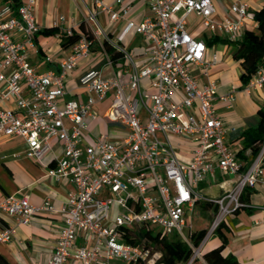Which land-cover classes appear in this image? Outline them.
Wrapping results in <instances>:
<instances>
[{"label": "built area", "instance_id": "built-area-1", "mask_svg": "<svg viewBox=\"0 0 264 264\" xmlns=\"http://www.w3.org/2000/svg\"><path fill=\"white\" fill-rule=\"evenodd\" d=\"M150 14L140 21L130 17L133 0H91L84 17V31L67 47L68 55L57 71H38L30 61L35 37L41 30L34 16L35 0L17 6H0V136L20 137L25 155L42 163L57 139L61 156L44 165V175L71 185L65 202L55 205L46 197L38 205L27 196L9 194L0 199V218L14 216L28 224L42 212L58 214L60 227L48 264H162L160 252L143 243L133 244L125 229H156L177 235L191 247L186 264L202 258L201 245L194 246L185 231L189 213L204 199L218 205L211 230L234 210L247 206L240 201L244 188L264 189V143L244 170L226 141L229 128L217 112L216 103L231 107L236 89L218 93L214 80L199 83L192 66L217 63L212 55L205 62L204 40L187 31L190 14L201 18L205 28L236 41L245 30L248 0H231L229 17L215 20L213 0H144ZM182 10L179 16L176 13ZM123 22L113 38L100 20ZM55 22V36L73 35V27ZM134 32L151 41L139 66L122 41ZM108 41L120 53L118 71L109 75L88 70L79 78L85 99H63L65 80L79 60L88 59L98 46L110 67L113 61L103 48ZM51 61L50 56L45 57ZM148 80L145 84L144 80ZM246 92L264 91V64L247 82ZM111 95L103 112L97 106ZM101 119L125 130L120 140L106 132H93L89 124ZM237 176L222 195L210 198L198 183L216 171ZM264 214V204L262 206ZM255 222H258L256 219ZM13 226L0 229V242H9Z\"/></svg>", "mask_w": 264, "mask_h": 264}, {"label": "crops", "instance_id": "crops-1", "mask_svg": "<svg viewBox=\"0 0 264 264\" xmlns=\"http://www.w3.org/2000/svg\"><path fill=\"white\" fill-rule=\"evenodd\" d=\"M23 1L0 0V6L4 3L20 4ZM213 2L216 11L212 17L215 20L230 16L231 0H213ZM132 4L130 17L135 21H140L150 14L144 0H133ZM263 5L264 0H248V17L245 21V29L257 30V23L252 18L251 12ZM88 6L92 7L91 0H35L34 16L42 29L53 27L58 17L62 15L65 17L62 27H73L74 33L79 34L82 31L80 24L83 23ZM181 13L182 10L177 12L176 16ZM100 20L113 38L116 37L123 25L121 21L112 23L104 13H101ZM187 31L193 37L202 39L206 43L205 62H210L213 54L217 56V63L214 65L192 66L194 78L201 84L209 79L214 80L218 85V93H224L231 87L236 89V101L231 107L220 102L216 103L217 112L229 128L226 141L236 154L242 147V131L255 126L259 120L258 110L264 107V91L253 90L248 93L243 89L239 79L241 68L232 57V47L221 40L226 39L225 35L214 33L205 28L201 18L194 14L187 17ZM61 40L55 34H36L35 49L30 51V61L38 71L58 70L59 63L69 53L68 48L62 46ZM122 44L133 54L139 66L146 63L144 53L151 45L149 39L140 34L129 32L125 35ZM46 56H50L51 61H46ZM120 65L121 59L117 58L110 67L100 48L94 47L92 55L88 59L79 60L66 77V92L63 99L79 101L85 99L84 88L80 84L79 78L88 70L98 69L107 76L110 74L111 68L118 71ZM144 82L148 84L147 79ZM102 121L100 119L91 122L90 130L106 132L113 140H120L125 135V130L116 125L105 129ZM25 148L26 143L20 137L0 136V199L14 194L18 197L27 196L29 202L34 205L42 203L46 197H50L55 205L65 202L72 188L71 185L64 180L55 182L51 177L44 175V165H52L61 156L60 142L55 138L50 140V149L44 155L42 163L27 157ZM246 155L248 163L247 160L236 156L241 164V170L246 169L253 160L248 151H246ZM230 175L231 177L217 170L214 179L205 178L198 183L197 189L201 192L207 180L210 179L222 195L224 191L232 187V183L237 178L234 174ZM248 189L251 190V194L248 197L246 208H240L224 219L229 230H226L228 243L223 254H232L238 264H264V214L262 210L264 189L262 186ZM256 219L258 222H255ZM8 225L14 227V235L9 242H0L2 256L11 264H48L60 227L58 214L42 212L34 215L28 224H19L14 216L3 215L0 218V229ZM210 237L202 243V253L220 243L215 235H210Z\"/></svg>", "mask_w": 264, "mask_h": 264}, {"label": "trees", "instance_id": "trees-1", "mask_svg": "<svg viewBox=\"0 0 264 264\" xmlns=\"http://www.w3.org/2000/svg\"><path fill=\"white\" fill-rule=\"evenodd\" d=\"M14 4V6H17ZM252 18L257 23V30L245 29L240 39L230 41L228 39H221L232 47V57L236 60L241 68L239 79L241 84H245L251 74L256 68L264 64V5L251 12ZM82 31L85 30L84 24L81 23ZM59 29L55 26L42 28L38 33L45 35L55 34ZM79 34L73 33L69 37H62V46L69 47L77 38ZM103 48L110 56V59L115 62L120 57V53L112 47L108 41L103 42ZM259 120L256 125L245 129L241 133L242 147L236 152V156L247 160L246 151L249 152L251 158L254 159L261 150L264 143V107L258 110ZM249 160H247V163ZM247 166V165H246ZM244 168V167H243ZM251 190L244 188L240 194V201L248 205V197ZM199 201H197L198 203ZM205 209L212 208L213 212H217L218 205L209 201L203 202ZM241 208H246L243 206ZM240 209V208H238ZM238 209L233 212H237ZM226 230L229 227L225 221L216 227L214 235L219 239L220 243L202 253V258L206 264H238L236 258L228 253L223 254V250L228 243ZM124 238L133 244L143 243L146 246H151L153 250L160 252L159 262L162 264H185L190 258L192 250L177 235L166 236L162 235L156 229H125L123 230ZM206 235V229H198L190 234V240L194 246H198ZM0 264H11L4 256L0 254Z\"/></svg>", "mask_w": 264, "mask_h": 264}, {"label": "rangeland", "instance_id": "rangeland-1", "mask_svg": "<svg viewBox=\"0 0 264 264\" xmlns=\"http://www.w3.org/2000/svg\"><path fill=\"white\" fill-rule=\"evenodd\" d=\"M108 97L101 102L98 106L97 109L99 110V113L103 112L104 109L109 105L110 101H111V95L110 93H108L107 95ZM100 120V119H98ZM102 125L105 129H109L112 128V126H115L114 123H103L102 121ZM106 126V127H105ZM231 177V175H229ZM209 178V177H207ZM214 182H212L210 179L207 180V183H205V185L203 186L201 193L202 195L206 196V197H214V196H218L220 195V190L218 189V187L216 185L213 184ZM235 184L232 183V186ZM206 201L204 199L199 200L198 203L195 204L193 210L189 213V217L187 220V227L185 228V231L187 233H189V235L198 229H202L205 228L206 229V235H209L211 232V235H214V231L215 229L211 230L212 228V224L213 221L217 215V213L212 211V208H207L205 209L203 207V202ZM211 237L209 236L207 239H210ZM187 263V262H186ZM185 263V264H186ZM193 264H202V261L200 259H196Z\"/></svg>", "mask_w": 264, "mask_h": 264}]
</instances>
